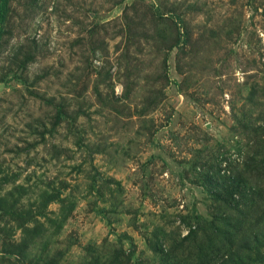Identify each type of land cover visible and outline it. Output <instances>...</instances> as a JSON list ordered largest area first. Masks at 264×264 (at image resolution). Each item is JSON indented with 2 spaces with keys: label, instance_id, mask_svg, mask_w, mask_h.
I'll return each mask as SVG.
<instances>
[{
  "label": "rangeland",
  "instance_id": "1",
  "mask_svg": "<svg viewBox=\"0 0 264 264\" xmlns=\"http://www.w3.org/2000/svg\"><path fill=\"white\" fill-rule=\"evenodd\" d=\"M3 4L0 264H264V0Z\"/></svg>",
  "mask_w": 264,
  "mask_h": 264
},
{
  "label": "trees",
  "instance_id": "2",
  "mask_svg": "<svg viewBox=\"0 0 264 264\" xmlns=\"http://www.w3.org/2000/svg\"><path fill=\"white\" fill-rule=\"evenodd\" d=\"M5 10H4V4H3V0H0V37H1V23H3L4 19H5ZM239 188V186H238ZM213 261V259L209 260V261H202L203 264H211Z\"/></svg>",
  "mask_w": 264,
  "mask_h": 264
}]
</instances>
